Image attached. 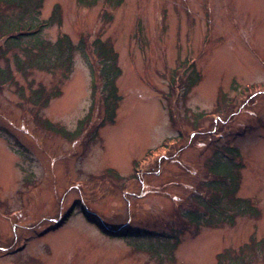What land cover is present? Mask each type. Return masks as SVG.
Returning <instances> with one entry per match:
<instances>
[{
  "label": "rangeland",
  "instance_id": "obj_1",
  "mask_svg": "<svg viewBox=\"0 0 264 264\" xmlns=\"http://www.w3.org/2000/svg\"><path fill=\"white\" fill-rule=\"evenodd\" d=\"M84 2L0 0V68L13 76L0 83V264H216L239 248L264 264L249 247L264 239V0ZM52 14L60 23L37 38L85 41L69 71L26 66L31 36L7 43V22ZM95 37L118 56L112 122ZM40 86L46 106L26 100ZM215 162L237 171L235 196L257 214L183 218L204 213Z\"/></svg>",
  "mask_w": 264,
  "mask_h": 264
},
{
  "label": "trees",
  "instance_id": "obj_2",
  "mask_svg": "<svg viewBox=\"0 0 264 264\" xmlns=\"http://www.w3.org/2000/svg\"><path fill=\"white\" fill-rule=\"evenodd\" d=\"M3 1L6 4H12L13 6L24 8L26 11H28L29 6H40V3L42 2V0ZM78 1L81 3L85 1L84 3L94 4L100 0ZM103 1L112 3L116 2V4L122 2V0ZM57 10L58 5H55L53 13ZM59 19L58 16L56 19L52 14L49 19L34 24H22L21 19L15 20L13 23L7 22L5 27L7 43L13 45L19 44L25 35L31 36L35 40L30 48H23L25 50V55L27 56L25 61L26 66L36 67L43 70H49V65H52L53 67L65 66V69L69 71L74 52L77 50L84 52L85 41L83 38L76 43H73L66 33L59 34L53 43L37 38L36 34H38L43 27L52 24L55 22L54 20H58V23H60ZM90 46L97 58L98 76L102 81L100 87L102 96L101 105L104 111L102 122H112L115 117L118 100L120 99L116 86V79L120 74V68L117 63V52L108 39L103 40L100 37H95L92 42H90ZM12 78L13 76L9 70L0 68V83L11 82ZM192 79L194 78L192 77ZM26 100L31 101L34 104H39L40 106H46L49 102V93L45 91L43 86H40L39 88H29ZM85 118H87V116H85ZM43 122L46 124V128L57 132H63L61 128L54 127L46 120H43ZM224 154L230 159L239 156L238 150L234 148L224 150ZM210 171L214 173L213 178L215 181L210 184V190L212 192L210 194L211 197L206 200L207 202L205 201L206 203L202 204L204 213L182 214L183 218L196 224L203 223L207 225H216L222 221H233L232 214H228V211L231 209H234L235 212L240 214L255 215L258 213L256 207L251 204L248 198L235 196L238 188V173L236 170H232V167L228 168V164L215 162V165L210 168ZM101 226L103 225L101 224ZM249 247L250 249H253L251 253L263 250L264 239L259 241L251 239ZM245 254L246 252L243 248H239L238 251L224 249L217 255L216 264H251L252 259L246 257Z\"/></svg>",
  "mask_w": 264,
  "mask_h": 264
}]
</instances>
